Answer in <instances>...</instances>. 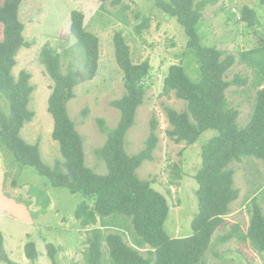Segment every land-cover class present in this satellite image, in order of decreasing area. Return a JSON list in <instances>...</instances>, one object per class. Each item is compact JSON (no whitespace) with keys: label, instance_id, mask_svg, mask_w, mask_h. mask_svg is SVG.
<instances>
[{"label":"trees","instance_id":"obj_1","mask_svg":"<svg viewBox=\"0 0 264 264\" xmlns=\"http://www.w3.org/2000/svg\"><path fill=\"white\" fill-rule=\"evenodd\" d=\"M30 0H5L0 7V24L4 38L0 41V97L7 108L0 107V147L8 151L20 168L33 167L49 179L56 188H67L80 194L75 217L83 230H89V248L85 252L88 264H103V246L109 249L111 264H202L212 245L217 230L227 224L232 204L240 197L235 187V171L231 165L245 158L264 162V40L255 50L241 54V60L254 66L256 75V98L250 120L246 126L239 124L240 111L231 106L227 92L233 85L248 83L237 77L227 81L236 57L215 47L201 44L198 27L207 2L196 0H155V6L170 17L176 18L188 37L187 48L194 53L199 67V77L193 80L184 65H173L164 79V94L175 96L186 108L178 111L165 107L171 130L169 138L176 144L194 145L201 135L209 130L218 135L203 148L202 165L195 175L199 183L197 197L199 214L193 222V236L171 238L166 230L170 208L166 195L154 186L153 181L141 180L138 170L145 162L154 161L158 147V123L152 122V131L145 148L134 156L126 151V138L135 126L139 108L145 103L147 82L152 67L148 61L134 64L131 48L122 32L114 36L115 57L124 74L126 92L121 99L112 102L120 114V121L110 129L100 120V130L107 136L105 145L97 155L105 161L108 174L100 175L86 164L84 140L69 114V103L75 99V89L92 82L99 72L100 40L88 32L86 15L74 11L71 17L70 36L78 49L73 57L81 56L82 67L62 71L66 55L50 47L41 51V62L53 86L48 100V112L54 120L53 139L59 144L64 164H46L39 144H29L21 132L35 118L30 109L34 92L31 75L22 71L14 75L17 56L21 49L33 44L25 38L26 25L20 19V9ZM102 4L109 0H99ZM125 0H112V5H122ZM264 5V0H260ZM126 7L122 8L125 10ZM124 23L128 20L124 18ZM241 20L251 29L259 26L257 13L246 6L241 10ZM148 27L147 22L136 28L140 35ZM188 57L184 55V58ZM7 152V153H8ZM8 153V154H9ZM177 178L182 179L177 171ZM250 223L247 232L240 225L222 237L224 242L236 238L249 244L261 257L264 264V209L258 197L252 200ZM103 228L116 229L105 234ZM129 237L128 242L126 237ZM48 257L57 264V250L48 244ZM142 250H147V257ZM27 258L36 262L39 258L37 245L25 246ZM17 264L8 258L5 236L0 229V264Z\"/></svg>","mask_w":264,"mask_h":264},{"label":"rangeland","instance_id":"obj_2","mask_svg":"<svg viewBox=\"0 0 264 264\" xmlns=\"http://www.w3.org/2000/svg\"><path fill=\"white\" fill-rule=\"evenodd\" d=\"M207 2L203 18L198 27L201 44L215 47L236 57L234 67L227 75V81L237 77L248 83L229 88L227 96L232 107L241 115L239 124L246 126L250 120L252 107L259 89L256 88L254 66L241 60V54L257 49L264 40V5L260 0H196ZM5 0H0V7ZM250 7L257 13L259 26L251 29L242 22L241 10ZM126 7L123 10L122 8ZM74 11L86 15L88 32L100 40V64L97 77L75 89L76 97L69 103V114L84 140L86 164L100 175L108 174L105 161L97 155L107 136L100 130V120L114 129L121 114L112 102L121 99L125 92L124 74L115 57L114 36L122 32L131 48L134 64L148 61L152 67L147 82V96L139 108L136 124L126 138V151L130 156L141 152L152 131V122L159 125L158 147L154 161L145 162L138 170L141 180L153 181L169 202V216L165 224L167 234L173 239L193 236V222L199 214L197 197L199 183L195 175L202 165L205 145L219 133L209 130L191 146L176 144L168 136L171 130L165 107L178 111L186 108L175 93L164 94V79L173 65L183 64L193 80L199 77L198 63L194 53L187 48L188 37L176 18L170 17L155 6V0H125L122 5H112V0L102 4L99 0H30L20 9V19L26 25L25 38L33 45L23 48L17 56L14 75L22 71L31 75L34 87L30 109L35 118L27 123L21 132L29 144H39L43 161L56 166L64 164L59 144L53 139L54 120L48 112V100L53 83L47 75L41 60V51L50 47L63 52L62 71L66 74L74 63V68L82 67L81 56L75 41L70 36L71 17ZM124 18L128 24L124 23ZM148 23L139 35L136 28ZM4 38V27L0 24V41ZM184 55L188 57L184 58ZM0 107L7 108L0 97ZM244 125V126H243ZM8 152V151H7ZM0 147V229L5 236V249L10 261L17 264H53L48 257V244L57 250V264H88L85 252L89 248L90 229H81L76 217V209L83 199L67 188L54 187L48 178L33 167L20 168L15 158ZM235 171V187L240 197L232 204V211L212 239V245L202 264H263L262 257L249 245L234 238L224 242L222 237L232 232L234 225H240L247 232L250 223L252 200L264 209V162L256 158H245L231 165ZM177 171L182 179L177 178ZM105 234L116 229L103 228ZM126 239L130 242L129 237ZM35 242L39 253L36 262L29 260L25 246ZM103 264L110 263L109 249L103 246ZM147 250H142L147 257ZM5 264V263H3Z\"/></svg>","mask_w":264,"mask_h":264}]
</instances>
